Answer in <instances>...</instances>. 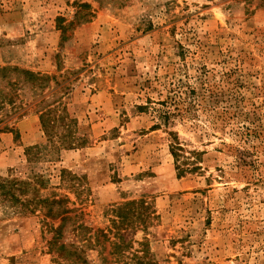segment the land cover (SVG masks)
Segmentation results:
<instances>
[{
    "label": "rangeland",
    "instance_id": "rangeland-1",
    "mask_svg": "<svg viewBox=\"0 0 264 264\" xmlns=\"http://www.w3.org/2000/svg\"><path fill=\"white\" fill-rule=\"evenodd\" d=\"M0 180V264H264V0H0Z\"/></svg>",
    "mask_w": 264,
    "mask_h": 264
},
{
    "label": "trees",
    "instance_id": "trees-1",
    "mask_svg": "<svg viewBox=\"0 0 264 264\" xmlns=\"http://www.w3.org/2000/svg\"><path fill=\"white\" fill-rule=\"evenodd\" d=\"M166 102H161V105H165ZM177 109V108H176ZM178 113V112H177ZM171 116H175V114L173 113H169V112H160L159 114V119L162 121L163 125L165 126L166 124H168V121L170 119ZM159 124L154 126L153 128L155 129H158L159 128ZM175 141L170 144L169 148H170V154L171 156L173 157L174 159V163H175V170L177 171V175L179 176H182L184 173H186V171L188 170L184 161L183 160H180V158L182 159V147L181 145L179 144V142H177V139L175 138L174 139ZM16 183L17 181L16 180H0V195L3 194V195H6L8 192V189L9 188H13L14 186H16ZM20 191H23V190H20ZM58 214V213H56ZM117 214L116 215L118 218L121 219V222L119 223H124L125 224V221H126V214L122 213V211H117ZM48 216H53L55 214H52V212H48L47 213ZM118 225L119 228L118 229H122L121 227L124 225ZM119 233V239H121V242L120 243H114L113 244V247H114V252L111 253L112 255H118L119 251H121L123 248H127V244H126V241L124 239V234H121L120 232ZM124 233V231H123ZM52 243V242H51ZM54 244V243H53ZM112 247V246H111ZM58 254L57 255H60V250L62 251H66V247L64 245H60L58 247ZM112 257H114L112 259ZM110 260H106L105 258H102L101 260V263L102 264H117V262L120 261V256H112ZM145 257V256H144ZM139 259V258H137ZM149 264H151V262L148 261Z\"/></svg>",
    "mask_w": 264,
    "mask_h": 264
}]
</instances>
